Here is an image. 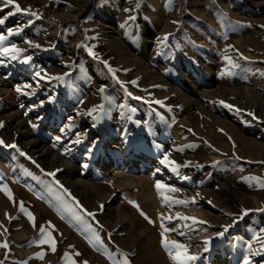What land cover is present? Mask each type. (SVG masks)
Masks as SVG:
<instances>
[{"label": "rangeland", "instance_id": "374dc122", "mask_svg": "<svg viewBox=\"0 0 264 264\" xmlns=\"http://www.w3.org/2000/svg\"><path fill=\"white\" fill-rule=\"evenodd\" d=\"M125 2H0V18H4L0 37L13 41L7 51L0 48V245H7L0 247V262L74 264V250L57 240L66 234L74 244L86 245L84 240H89L106 264H160L152 250L162 240L173 247V242L189 245L183 254L196 259L184 264H243L242 257L234 261L226 249L222 253L231 240H242L255 258L260 256L251 264H264V0H138L142 9L136 12L137 24L155 17L159 31H167V44L158 53L149 49L143 55L137 37L127 34L124 41L164 76L159 86L137 75L139 67L122 61L108 37L118 31L115 25L104 27L111 21L117 25L116 19H109L112 6L120 8ZM15 4L21 11H15ZM156 35L149 36L152 44ZM36 63L55 67L59 73L36 74L30 68ZM199 73L228 81L227 87L238 94L234 103L245 109L223 105L210 117L184 100L174 88L194 98V89L186 82L197 84ZM243 83L260 93L262 106ZM160 89L170 98L159 96ZM95 91L98 104L79 103ZM124 106L127 121L138 119L153 139L146 160L140 150L131 159L132 151L137 152L132 150L133 137H128L132 141L128 146L125 135L113 129V119ZM11 112L17 113L13 119ZM100 116L102 122L97 121ZM218 116L231 121L242 137L220 125ZM20 120L33 123L37 137L73 158L78 169L85 166L84 173L97 176L93 182L112 185L117 190L114 203L93 209L86 195L70 188L47 157L25 147ZM159 130L167 136L164 149L182 155L199 147L209 163L198 162L189 176L171 172L173 164L155 141ZM103 132L110 138L97 143ZM111 138L113 149L107 152L114 157L105 161L103 144ZM119 147L124 151L119 152ZM160 171L166 173L158 175ZM151 173L168 181L185 205L200 209L206 218L179 214L160 194L154 195V203L149 198L152 190L140 180ZM202 177L219 192L203 195L196 188ZM110 208L127 215L123 229L106 223ZM248 226L255 227L260 238Z\"/></svg>", "mask_w": 264, "mask_h": 264}, {"label": "bare ground", "instance_id": "6f19581e", "mask_svg": "<svg viewBox=\"0 0 264 264\" xmlns=\"http://www.w3.org/2000/svg\"><path fill=\"white\" fill-rule=\"evenodd\" d=\"M140 9L142 8L138 6V0H126L123 7L120 8H118L116 5H113L109 19L110 21H114V19H116L117 25L111 21L109 25L106 24L104 27L111 28L110 25H115V28L118 29V31H116V36L108 37L109 39H111V44L116 52L119 53V55L122 57L121 60L128 64H134L136 65V67H139L140 70L137 69L136 71L137 75L143 74L144 78L150 79L148 83L151 84L152 82H154L159 86V84L164 83V76L158 75L151 69V66L148 63L144 62L142 58L137 57L136 54L132 53V51L124 41L127 34L137 37L139 39V42H141L142 44L141 54L143 55H147L149 49H153L154 53H158L160 49L167 44V31L165 29L159 31L160 23L155 22V17H153V15V18L143 19V24H137L135 15L136 12ZM154 34L157 35L154 43L152 44V42L150 41L152 39L149 40V36ZM12 43L13 41L11 40V38L6 37L2 39L0 41L1 50H8L9 45H11ZM30 68H32L36 72V74H42L44 75V77L54 76L55 74L59 73L57 68L51 67L48 64L44 63L31 64ZM197 76V80H194L195 82H197V84H193L188 81L186 82L187 86L194 89V98H191V96H189L188 94H181L179 88H174V90L179 93L178 95L182 96L184 100H188L191 104L195 105L197 109L201 111V113L213 117V113H217L218 111H220L218 109H220V107L223 105H227L228 107L236 106L245 109L242 103H234L233 99H238V94L227 87L228 81H224L220 78L216 79L214 77H211L210 74L202 75L199 73L197 74ZM243 85L247 91L255 96L257 105L262 106V97L260 96V93L255 91V88L250 86L249 84L243 83ZM96 90L99 89L97 88ZM163 91L164 90L161 89L160 91H158L159 96H161L162 98H170V95ZM97 93L98 91H95L85 99H79L78 101L82 106L88 107L91 105H96L98 104ZM229 96L231 98H229ZM263 108L264 107H262V111L264 112ZM127 112L128 108L124 106V111L120 112L117 117H114L112 123L113 129L115 131H118L120 134L125 135L124 141L128 143V146L131 145V138L133 137V147L135 148L131 149H136L137 152L133 153L132 151L131 159L137 158L136 154L139 152V150L144 153L141 155L142 160L145 156L148 159V154H150L153 148V139L149 138V136L143 132L142 124L140 123V121H138V119L135 123H130L129 121H127ZM15 115H17L16 112H11L9 114L11 118ZM81 116L83 115H80V117ZM263 116L261 114V117ZM182 120L185 123L193 124V121L189 117H183ZM97 121L102 122L103 116L98 117ZM217 121L220 125L224 126L233 134L234 132L239 133V135L242 137L238 128H236L234 124L228 119H223L221 116H218ZM18 123L23 128V131L20 132V136L24 139L25 147H27L30 151L37 153L40 158L47 157L48 163L59 170V174H61L62 177L65 178L70 188L86 195L87 201L90 202L93 209H100V206L105 205L106 203H114V199H116L117 195V190L112 185L104 181H100L98 183L93 182L91 179L98 177L90 176V174L84 173L85 166H83L81 170L78 169L73 158H71L70 156H66L63 153L57 152L55 147L47 145V142L44 138L37 137L38 129L36 128V126H34L33 123H28L26 120H20L18 121ZM105 138L109 139L110 137L103 132L102 137L98 139L97 143H103ZM112 139L113 138H111V140H108L106 144H103L104 146L102 150L103 155H105L103 159L105 161L112 160L114 157L113 153L108 154L107 152L108 149H113V145L109 143L112 141ZM166 139L167 136L162 130H159V134L155 135V141L159 142L164 158L168 161H171L170 164H173L169 166L171 169H174L170 170L171 172L183 171V176H189L193 173V167H196L198 162H203L205 164L209 163L210 159L199 147H195L192 153L182 155H178L172 149H164L163 143L166 141ZM128 146H126L125 149L129 148ZM118 149L119 152L124 151V149H120V147ZM146 158L144 159L146 160ZM182 158H184V160H182ZM5 163L3 165H14L13 162H11L10 164ZM141 169L143 170L144 168ZM98 173L100 172L98 171ZM164 173L166 172L160 171L158 175H162ZM140 180L146 183L152 190V193L149 194V198H151L154 203V195L160 194L167 205L176 207V210L179 214H188L190 216H195L200 220H204V218H206L207 215H205L200 209H193L192 207L185 205L183 200L178 196L177 190L173 186L168 184V181L166 182L162 180L161 177L156 175L154 176L152 173L145 176V178H141ZM157 184L161 185L159 189H157L156 187ZM196 188L203 195H209L211 193L217 194L219 192L218 188L214 187L213 189H211L209 183H206L204 177H202L196 184ZM158 206H162V204ZM210 217L211 216L209 215V218ZM127 219V215H122L121 211L114 208H110L109 213L105 217L106 223L110 227L116 228L117 230L123 229L122 227L127 223ZM248 228L251 232L254 233V235L258 237L260 236V233L255 229V227L248 226ZM48 235L49 232L45 234V236ZM201 235H203V233H201ZM57 240L61 246H63L64 244L66 249L74 250L72 257V262L74 264H106L104 256L101 254V252L94 251L95 248L89 240H84L86 245L81 244L79 241L77 242V244H74V242L71 240V236L69 238V236L66 234H60L59 239ZM88 247L93 250H89ZM185 248L187 249L186 253H188L189 245L187 244ZM224 249L228 251L229 255L231 254V258L234 261L242 257L240 262H243V264H245V260H248L249 264H251L253 262L256 263V260L260 259V256H257L255 258L254 255L250 253V250L246 247L245 243L242 240L228 241L226 247L224 245L221 248V251H223L222 253H225ZM152 251L154 253V255H152L154 256L153 259L159 261L160 264L187 263L186 260L178 261L174 259V257L177 256L178 252H181L176 247L169 246V250L166 251L162 244L156 242V246L153 247ZM262 251H264V249ZM77 253H79V255H77ZM258 263L259 262H257V264Z\"/></svg>", "mask_w": 264, "mask_h": 264}, {"label": "snow or ice", "instance_id": "6c2138e0", "mask_svg": "<svg viewBox=\"0 0 264 264\" xmlns=\"http://www.w3.org/2000/svg\"><path fill=\"white\" fill-rule=\"evenodd\" d=\"M0 2L4 3V4H6V5H13L14 0H0ZM14 6H15V11H16V12L21 11L19 4H15ZM12 14H14V13H12ZM32 15H36V13H32ZM3 23H4V18H0V24H3ZM0 39H2V37H0ZM37 47H38V45H37ZM5 51H7V49H5ZM12 58L15 59L16 57L13 56ZM109 71H112V69L109 68ZM17 91H19V89H17ZM100 91H103V88H101ZM226 106H227V105H226ZM0 143H2V141H0ZM12 147H16V145H12ZM21 154L23 155V153H21ZM48 175H54V173H49ZM156 187H157V189H159V188L161 187V185L157 184ZM100 207L102 208L103 205H101ZM21 209H23V205H22V204H21ZM89 215H94V214H93V213H89ZM141 215H144V214L141 212ZM30 218H31V217H30ZM145 219H148V217L145 216ZM186 219H187V218H186ZM149 222L151 223L152 221L149 220ZM201 223H202V222H201ZM40 231H41V232H44V229L41 228ZM165 231H167V229H165ZM43 242H44V241H42V243H43ZM173 245H174L177 249L182 250L181 252H178L177 256L174 257V259H176V260H178V261H180V260H194V259H196V257H194V256H188V255H184V254H183V253H186V252H187V249H186L183 245L175 244V242H173ZM162 246L165 248L166 251L169 250V246H168V244H167L166 242H164L163 240H162ZM0 247H7V245H6V244H4V245H0ZM52 251H55L54 242H53ZM77 255H79V253H77ZM41 258H42V257H41ZM0 264H3V262H0ZM245 264H249V261H248V260H245Z\"/></svg>", "mask_w": 264, "mask_h": 264}]
</instances>
